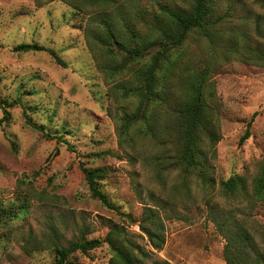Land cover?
Masks as SVG:
<instances>
[{"label":"rangeland","instance_id":"rangeland-1","mask_svg":"<svg viewBox=\"0 0 264 264\" xmlns=\"http://www.w3.org/2000/svg\"><path fill=\"white\" fill-rule=\"evenodd\" d=\"M122 1L114 3L118 10H112L125 16L136 13L147 21L162 4H182V0ZM222 3V9L233 8L227 29L262 40L255 27L264 29V4L256 0ZM86 18L63 0L41 5L34 0H0V101L20 97L33 122L65 140L46 138L28 124L19 104L7 108L10 117L0 122V198L6 202L16 199L21 193L18 179L31 183L36 192L26 216L15 220L9 231L0 230V264H53L52 250H27L32 241H27L28 236L41 239L52 224L64 235L68 226V236L82 228L88 238H103L108 230L105 220L111 219L131 233H140L137 223L147 194L161 191L150 169L119 146L114 120L117 104L111 84L97 69L86 44ZM33 42L53 49L66 66L46 51L14 49L19 43ZM188 45L192 59L200 64L213 52L203 40H189ZM230 45L227 39L217 43L212 72L221 133L214 175L218 181L240 173L250 181L264 161V64L255 52L241 47V42L224 60L220 52L232 50ZM247 47L260 46L253 41ZM2 115L0 107V119ZM247 127L250 135L240 142ZM82 167L104 174L100 186L116 210L90 196ZM196 199L185 207L176 205L178 217L164 218L166 239L161 250L153 249L155 257L169 264H226L222 256L225 241L206 218L207 208L199 196ZM252 216L264 231V203L254 207ZM137 240L151 249L144 235ZM109 257L103 243L86 254L75 252L70 259L76 264H103Z\"/></svg>","mask_w":264,"mask_h":264},{"label":"trees","instance_id":"trees-1","mask_svg":"<svg viewBox=\"0 0 264 264\" xmlns=\"http://www.w3.org/2000/svg\"><path fill=\"white\" fill-rule=\"evenodd\" d=\"M34 1L41 5L50 0ZM63 1L87 15L86 44L97 69L111 84V95L117 104L114 120L119 146L127 156L150 169L161 191L148 192L142 219L137 223L140 233H131L111 219L105 220L108 230L103 238H88L82 228L68 236V226L64 235L52 224L41 239L28 236L27 241H32L30 245L26 243L27 250L49 249L54 252L53 264H76L70 259L73 253L86 254L106 243L110 257L103 264H169L157 259L153 251L161 250L165 243L164 218L178 217L175 206L193 204L199 196L207 208L206 218L225 241V263L264 264V231L252 216L254 207L264 203V161L258 164L250 181L240 173L216 180L214 160L221 133L212 80L217 43L225 39L230 41L229 49L241 42V47L255 52L264 64V29L256 25L255 33L262 38L258 41L249 33L227 29L233 8L227 5L222 9V0H182L180 6L162 4L149 21L136 13L125 16L112 10L119 9L114 5L119 0ZM256 1L264 4V0ZM189 40H203L213 50L211 57L202 59V64L194 61ZM253 41L260 47H247ZM14 49L46 51L56 63L66 66L53 49L36 42L19 43ZM233 50L226 48L220 54L227 60V54ZM16 104L22 107L27 123L46 138L64 140L45 130L43 124L33 122L20 97L0 101V122L9 119L7 108ZM249 135L247 127L240 142ZM82 171L90 196L116 210L117 206L100 186L104 174L87 167H82ZM22 180L18 179L21 193L16 199L6 202L0 198V230L9 231L14 221L30 210L36 190ZM143 235L151 249L137 240L143 239Z\"/></svg>","mask_w":264,"mask_h":264}]
</instances>
